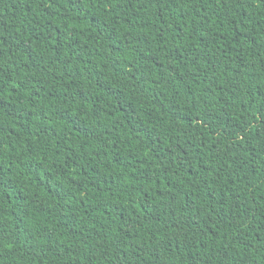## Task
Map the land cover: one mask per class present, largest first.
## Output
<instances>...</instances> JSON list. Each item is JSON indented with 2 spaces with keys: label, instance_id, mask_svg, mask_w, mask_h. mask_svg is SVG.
I'll use <instances>...</instances> for the list:
<instances>
[{
  "label": "trees",
  "instance_id": "trees-1",
  "mask_svg": "<svg viewBox=\"0 0 264 264\" xmlns=\"http://www.w3.org/2000/svg\"><path fill=\"white\" fill-rule=\"evenodd\" d=\"M0 264H264V0H0Z\"/></svg>",
  "mask_w": 264,
  "mask_h": 264
}]
</instances>
